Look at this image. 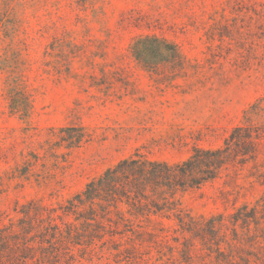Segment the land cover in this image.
<instances>
[{
	"label": "rangeland",
	"instance_id": "374dc122",
	"mask_svg": "<svg viewBox=\"0 0 264 264\" xmlns=\"http://www.w3.org/2000/svg\"><path fill=\"white\" fill-rule=\"evenodd\" d=\"M145 35L176 46L183 70L154 74L135 61L129 46ZM15 85L28 97L25 116L9 108ZM259 98L264 0H0V228L15 222L16 203L58 207L135 151L177 162L195 146L222 145ZM251 122L264 125L263 116ZM69 126L90 140L67 148L58 135ZM258 171L264 147L256 167L184 194L182 207L209 217L253 204L264 197ZM164 223L161 247L146 243L130 256L104 238L59 264H183L188 236ZM192 243L193 264H224Z\"/></svg>",
	"mask_w": 264,
	"mask_h": 264
},
{
	"label": "trees",
	"instance_id": "16d2710c",
	"mask_svg": "<svg viewBox=\"0 0 264 264\" xmlns=\"http://www.w3.org/2000/svg\"><path fill=\"white\" fill-rule=\"evenodd\" d=\"M129 51L154 74L162 66L176 74L184 68L176 46L155 35L136 38ZM8 101L11 112L25 116L29 101L22 89L13 86ZM263 102L259 98L244 111V124L232 128L220 146H195L177 162L150 159L135 151L58 207L38 200L16 203L15 222L0 228V264H59L62 259L69 263L73 247L88 248L104 238L103 245L111 243L116 251L123 246L120 253L132 256L146 243L162 246L163 234L170 229L164 220L174 221L177 231L188 236L179 250L180 263L193 264L196 240L216 262L264 264V197L243 203L232 213L209 217H194L181 204L184 194L227 177L231 169L234 177L249 163L256 167L264 147V125L251 121L257 116L264 119ZM58 140L71 148L88 142L90 136L82 127L69 126L59 130ZM253 176L264 184V171Z\"/></svg>",
	"mask_w": 264,
	"mask_h": 264
}]
</instances>
